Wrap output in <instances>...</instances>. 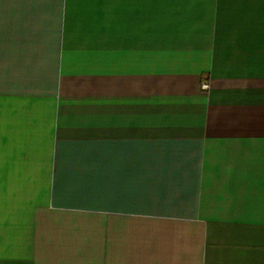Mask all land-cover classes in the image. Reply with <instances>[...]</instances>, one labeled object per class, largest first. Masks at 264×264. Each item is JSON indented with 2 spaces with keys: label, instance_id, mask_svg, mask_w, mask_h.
I'll return each instance as SVG.
<instances>
[{
  "label": "crops",
  "instance_id": "1",
  "mask_svg": "<svg viewBox=\"0 0 264 264\" xmlns=\"http://www.w3.org/2000/svg\"><path fill=\"white\" fill-rule=\"evenodd\" d=\"M0 264H264V0H0Z\"/></svg>",
  "mask_w": 264,
  "mask_h": 264
},
{
  "label": "built area",
  "instance_id": "2",
  "mask_svg": "<svg viewBox=\"0 0 264 264\" xmlns=\"http://www.w3.org/2000/svg\"><path fill=\"white\" fill-rule=\"evenodd\" d=\"M207 87H208V86H207L206 84H203V85H202V88H203V89H207Z\"/></svg>",
  "mask_w": 264,
  "mask_h": 264
}]
</instances>
